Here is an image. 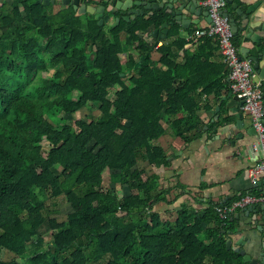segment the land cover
Instances as JSON below:
<instances>
[{
  "label": "trees",
  "instance_id": "16d2710c",
  "mask_svg": "<svg viewBox=\"0 0 264 264\" xmlns=\"http://www.w3.org/2000/svg\"><path fill=\"white\" fill-rule=\"evenodd\" d=\"M165 19L107 26L73 5L0 0V264L231 262L217 205L171 208L159 171L174 138L184 148L202 135L203 96L231 91L227 63L209 61L213 36L199 28L186 39L171 25L155 47ZM86 106L100 112L65 118ZM61 195L64 220L48 204Z\"/></svg>",
  "mask_w": 264,
  "mask_h": 264
},
{
  "label": "crops",
  "instance_id": "0c3cea01",
  "mask_svg": "<svg viewBox=\"0 0 264 264\" xmlns=\"http://www.w3.org/2000/svg\"><path fill=\"white\" fill-rule=\"evenodd\" d=\"M106 3L110 4L109 1H106ZM199 3L205 6L204 0L199 1ZM252 5L264 8V0H227L225 10L236 25L242 26L243 15L239 12V9L246 11ZM112 12L115 13L116 10ZM186 14L195 20L190 25L191 30L205 28L210 24V17L204 13L197 15L186 12ZM145 16L149 15L145 14ZM114 21L115 18H112L109 25ZM178 28L181 36L188 39L190 28H183L180 25H178ZM247 33V29L244 30L242 27L237 34H234V37L239 43L238 47L241 55L249 58L250 53L245 55L243 49L244 47L252 48L254 42L247 36ZM165 39L167 38L160 40L159 45ZM198 44H186V47L190 48L191 52H194ZM203 44L207 45L205 52L212 53L209 57L210 62L225 63L219 48L216 49L217 39L215 37ZM177 52L180 57L179 60L183 59V51L177 50ZM253 68L252 78L260 82L264 87V79L260 76L259 70L254 65ZM225 69L228 72L226 80L230 82L227 65ZM229 92H225L222 95L210 92L203 96L202 104L205 106L198 110V114L205 122V125L200 137L184 148H182V140L179 138L173 139L172 149L169 150L171 165L168 168H159L164 177L163 185L165 183L166 186H172L174 193L178 195L171 208L177 210L182 204L188 203L199 212L213 203L218 206L249 192H264V180H262L263 183L261 181L258 184H254L248 171L261 158L262 152L257 149L247 150L241 145V133L248 135L247 128L253 125L252 118L242 107L246 125L243 127L236 126L238 120L236 111H232L227 106L229 97L224 98ZM218 106H220L219 112L216 111ZM216 114H218V119ZM191 192L197 197H193ZM226 225L228 226L227 230H225L227 240L232 237L233 246L239 238H243L240 247L246 251L251 252L252 247L257 245L259 249H264V209H262V206L260 210H252L250 213L246 212V208L237 209L227 217ZM238 229L240 230L238 231ZM230 230L232 233H228ZM227 249L233 254L229 264H232L233 261L242 260L239 252L233 248L229 249L228 246ZM252 252L256 258H262L259 252Z\"/></svg>",
  "mask_w": 264,
  "mask_h": 264
},
{
  "label": "water",
  "instance_id": "95a60500",
  "mask_svg": "<svg viewBox=\"0 0 264 264\" xmlns=\"http://www.w3.org/2000/svg\"><path fill=\"white\" fill-rule=\"evenodd\" d=\"M71 0H64L65 3H70ZM110 2L111 7L108 10H121L127 12L123 16L115 17V22L113 26H116L120 23L122 19L132 20L135 19L138 15L148 14L153 15L155 13H160L167 16V19L157 28H155L151 34L156 37L155 47L159 45L160 40L167 38L169 34V28L171 25L178 24L183 28H190L192 22H195L194 19L187 16L186 12L190 14L205 15L210 17V23L212 18L210 16L209 8L207 6H202L199 1L201 0H107ZM205 1V0H204ZM37 3L49 4L50 0H36ZM72 5L79 12H89L95 15V18L99 20L100 24L108 22L112 17V13L109 11L106 12L107 6L105 4H100L99 6L87 5L86 3L80 4V0H74ZM224 13H229L224 9ZM239 12L242 13V26H238L234 23V20L231 19L232 29L234 34H237L239 29L242 27L247 29L249 36L254 42V46L244 47L243 52L245 55L250 53V59L253 62L255 68L259 70L260 76L264 79V8L260 6L252 5L246 11L239 9ZM230 16V15H229ZM150 53L141 55L138 60V65L142 64V61L145 57H149ZM125 73H122L124 75ZM229 97L227 106L233 111H236L238 120L236 126L243 127L246 125V120L244 118V111L242 110L245 99L239 97L237 94H234L232 91L224 98ZM216 111H220V106L216 108ZM217 119L218 114H216ZM248 135L241 133L242 137V146L247 150L257 149L262 152V146L258 141V132L254 125L248 126L247 128ZM256 138V139H254ZM263 183V181L261 182ZM264 209V203L252 204L246 207V212L250 213L252 210ZM240 229H238L239 231ZM232 233V231H228ZM243 242V238H239L235 245L233 246L232 237L228 238L227 246L228 248H233L235 251L239 252L242 256L241 261H233L232 264H264V249H259L258 245L252 247L251 252L246 251L244 248L240 247ZM239 246V247H238ZM252 251H257L262 256L261 259L253 256Z\"/></svg>",
  "mask_w": 264,
  "mask_h": 264
},
{
  "label": "built area",
  "instance_id": "2783aa9c",
  "mask_svg": "<svg viewBox=\"0 0 264 264\" xmlns=\"http://www.w3.org/2000/svg\"><path fill=\"white\" fill-rule=\"evenodd\" d=\"M204 3L209 8L212 22L205 28H199L197 33L217 39L219 51L229 68L231 91L245 99L243 109L251 116L258 132V141L262 146L261 158L248 170L252 182L258 184L264 180V87L252 78L254 72L252 62L241 55L239 47L234 42L231 18L223 12L227 0H205ZM259 203H264V192H249L216 206V209L222 219H227L237 209Z\"/></svg>",
  "mask_w": 264,
  "mask_h": 264
},
{
  "label": "rangeland",
  "instance_id": "374dc122",
  "mask_svg": "<svg viewBox=\"0 0 264 264\" xmlns=\"http://www.w3.org/2000/svg\"><path fill=\"white\" fill-rule=\"evenodd\" d=\"M55 10H57L55 8ZM108 26V24H107ZM100 110L98 109V107L95 106H86L84 108H82L78 113H76L75 115H72L71 113L65 114V118L70 120L71 118H76V116H81V115H86V114H90V113H99ZM110 171H106L104 174V181L103 184L104 186L108 187L110 184ZM56 204V207L58 209H60L61 213L58 215V218L60 220H64L66 218L67 213L72 210V206L71 204L67 201L66 196L61 195L59 197H57L56 199H51L50 201H48V204ZM159 209H161V211H163L162 208L159 207ZM163 213V218H166V214L164 212ZM51 240V238L49 236L46 237V241ZM13 256V254L9 251H4L2 254L3 259H9Z\"/></svg>",
  "mask_w": 264,
  "mask_h": 264
},
{
  "label": "flooded vegetation",
  "instance_id": "af4514ba",
  "mask_svg": "<svg viewBox=\"0 0 264 264\" xmlns=\"http://www.w3.org/2000/svg\"><path fill=\"white\" fill-rule=\"evenodd\" d=\"M74 0H71L70 1V3H65L64 2V0H50V3L49 4H52L53 5V8L55 9H57V10H59V9H61L63 6H66V5H72V2H73ZM106 1L107 0H80V4H82V3H86L87 5H95V6H99L100 4H105L106 6H107V10H106V12L107 11H109L110 13H112V17H111V19H109V21L108 22H105L106 24H108L109 25V22L112 20V18H115V17H117V16H123V15H125L127 12H125V11H121V10H116V12L115 13H113L112 11L113 10H108V8H110L111 7V5L110 4H108V3H106ZM74 7V6H73ZM84 13H89V12H84ZM119 13V14H118ZM117 14V15H116ZM94 15V14H93ZM115 15V16H114ZM94 17H95V15H94ZM115 22V21H114ZM113 22V23H114ZM113 23L111 24V25H113Z\"/></svg>",
  "mask_w": 264,
  "mask_h": 264
}]
</instances>
